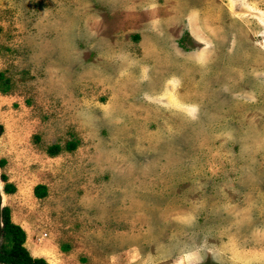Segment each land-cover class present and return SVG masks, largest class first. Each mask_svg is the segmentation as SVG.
<instances>
[{"label": "rangeland", "instance_id": "1", "mask_svg": "<svg viewBox=\"0 0 264 264\" xmlns=\"http://www.w3.org/2000/svg\"><path fill=\"white\" fill-rule=\"evenodd\" d=\"M0 71L32 257L264 264V0H0Z\"/></svg>", "mask_w": 264, "mask_h": 264}, {"label": "trees", "instance_id": "2", "mask_svg": "<svg viewBox=\"0 0 264 264\" xmlns=\"http://www.w3.org/2000/svg\"><path fill=\"white\" fill-rule=\"evenodd\" d=\"M9 85L4 79L3 73L0 71V92H5L8 90ZM1 131V126H0ZM68 148L75 147L73 141H68L66 143ZM61 147L58 144H51L47 151L49 154H56ZM4 160H0L2 165ZM5 178V175H1ZM14 185L6 182L3 185L2 190L5 193H11L14 191ZM33 192L36 196L42 197L45 195V185L36 184L34 186ZM0 236L3 242L0 243V264H48L47 261L42 257H32L28 250L23 246L25 240V232L16 223L11 221L9 208L3 206L0 209Z\"/></svg>", "mask_w": 264, "mask_h": 264}]
</instances>
